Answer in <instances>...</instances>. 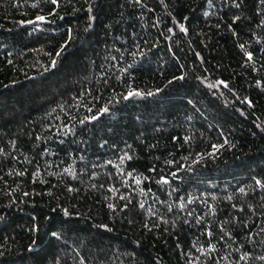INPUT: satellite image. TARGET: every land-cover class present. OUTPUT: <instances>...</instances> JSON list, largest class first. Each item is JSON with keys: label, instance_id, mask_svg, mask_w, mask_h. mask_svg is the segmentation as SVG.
Wrapping results in <instances>:
<instances>
[{"label": "trees", "instance_id": "1", "mask_svg": "<svg viewBox=\"0 0 264 264\" xmlns=\"http://www.w3.org/2000/svg\"><path fill=\"white\" fill-rule=\"evenodd\" d=\"M0 264H264V0H0Z\"/></svg>", "mask_w": 264, "mask_h": 264}, {"label": "snow or ice", "instance_id": "2", "mask_svg": "<svg viewBox=\"0 0 264 264\" xmlns=\"http://www.w3.org/2000/svg\"><path fill=\"white\" fill-rule=\"evenodd\" d=\"M53 2H55V0H53ZM42 19V18H41Z\"/></svg>", "mask_w": 264, "mask_h": 264}]
</instances>
